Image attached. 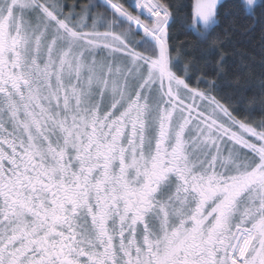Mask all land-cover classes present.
<instances>
[{"label":"snow or ice","instance_id":"obj_1","mask_svg":"<svg viewBox=\"0 0 264 264\" xmlns=\"http://www.w3.org/2000/svg\"><path fill=\"white\" fill-rule=\"evenodd\" d=\"M133 7L0 0V264H264V120L174 71L162 0ZM193 17L207 39L217 0Z\"/></svg>","mask_w":264,"mask_h":264},{"label":"trees","instance_id":"obj_2","mask_svg":"<svg viewBox=\"0 0 264 264\" xmlns=\"http://www.w3.org/2000/svg\"><path fill=\"white\" fill-rule=\"evenodd\" d=\"M194 0H162L169 7V54L174 71L190 76V87L205 91L233 111L237 119L258 124L264 120V0L247 12L241 0H223L217 6L218 23L201 39L193 23ZM68 5L99 4L100 0H66ZM131 14L133 0H114ZM79 11V9H77ZM105 11L103 6L95 14ZM221 58H223L221 62Z\"/></svg>","mask_w":264,"mask_h":264},{"label":"rangeland","instance_id":"obj_3","mask_svg":"<svg viewBox=\"0 0 264 264\" xmlns=\"http://www.w3.org/2000/svg\"><path fill=\"white\" fill-rule=\"evenodd\" d=\"M221 1H223V0H217V6H218V4H219ZM241 1L244 3L247 12H250V13L253 12V9H254L255 5H256L258 2H260V0H254V3H253L252 5H247V4H246V0H241ZM134 2H135V0H133V4H134ZM194 4H195V0L193 1V8H194ZM136 11H137V13L134 14V16H135V15H140L139 10L136 9ZM132 15H133V14H132ZM140 19H141L143 22H145V23H149V20L146 18V15H140ZM193 20H194V17H193ZM200 27L202 28V25H201ZM118 30H120V29H118ZM138 39H139L138 36L135 37V40H138ZM136 50H137V51H143V49L140 48V47H138V46L136 47Z\"/></svg>","mask_w":264,"mask_h":264},{"label":"clouds","instance_id":"obj_4","mask_svg":"<svg viewBox=\"0 0 264 264\" xmlns=\"http://www.w3.org/2000/svg\"><path fill=\"white\" fill-rule=\"evenodd\" d=\"M253 3H254V0H253Z\"/></svg>","mask_w":264,"mask_h":264}]
</instances>
